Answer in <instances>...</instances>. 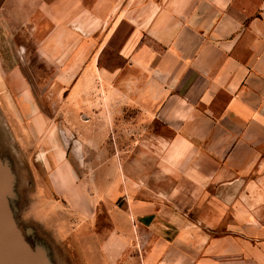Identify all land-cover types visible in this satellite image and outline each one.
Instances as JSON below:
<instances>
[{
    "label": "crops",
    "instance_id": "0c3cea01",
    "mask_svg": "<svg viewBox=\"0 0 264 264\" xmlns=\"http://www.w3.org/2000/svg\"><path fill=\"white\" fill-rule=\"evenodd\" d=\"M107 4L119 10L102 68L108 83L136 76L126 99L136 108L130 127L90 108L98 63L95 55L87 66L80 61L79 29L64 22L79 20L78 6L65 17L63 0H0V68L19 67L16 52L34 51L50 63L60 53L56 68L76 70L54 82L76 81L73 125L39 147L50 194L89 230L76 241L79 259L264 264V0ZM9 14L17 15L10 26ZM26 23V32H10ZM31 35L41 39H4ZM121 129L135 132V152L115 158L106 145L123 144Z\"/></svg>",
    "mask_w": 264,
    "mask_h": 264
},
{
    "label": "rangeland",
    "instance_id": "374dc122",
    "mask_svg": "<svg viewBox=\"0 0 264 264\" xmlns=\"http://www.w3.org/2000/svg\"><path fill=\"white\" fill-rule=\"evenodd\" d=\"M77 6L79 20L64 22L65 29H73L75 32L76 28L79 29L75 40H78L80 61L86 60L87 66V61H92L95 55L94 59L98 63L95 89L92 91L95 94V107L90 108H95L98 112L105 109L106 117L111 114V119L107 117V121L111 120L112 124L120 125L121 121L123 125L131 123L129 127L133 126L136 108L126 99L127 95L136 91V76L129 77L128 74L126 79L123 75L108 83L107 69L102 68L107 67V37L118 19L119 6H110L107 0H63L65 17L66 14L77 12ZM9 15L4 22L10 26L14 23L11 19L17 15ZM30 27L26 23L21 29L23 31H15L17 28H14L10 32H26ZM35 37L41 39V36L34 35L4 39L8 42L11 40L13 44H23V41L27 43L31 39V44L35 45ZM65 40L70 42L71 38L67 37ZM2 55L11 56L7 52ZM58 55L55 59L58 62L50 63L41 52H16L19 67L0 68V165L5 178L9 212L31 251L34 254L41 252L44 264H88L87 260L79 259L80 245L76 241L84 240L89 230H81L83 223L77 218L75 220L74 216L63 213L64 207L47 189L45 172L40 165V144L55 136L61 138L62 132L68 131L67 123L73 125L72 112L78 103L73 95L77 93L78 86L74 84L76 81L64 85L54 83L60 77H72L76 73V70L56 68L61 66V54ZM27 57L31 61V67L26 63ZM87 71L81 68L79 77L85 76ZM84 89L87 92V88ZM121 109L123 113L120 112ZM119 129L117 127L115 130ZM121 130L117 136H122L123 144L108 143L107 155L118 158L122 151L133 156L136 134L131 129L126 133L125 129ZM83 155L89 156L88 151ZM104 216V213H99L96 222L101 231L106 225ZM73 239L76 244H72Z\"/></svg>",
    "mask_w": 264,
    "mask_h": 264
},
{
    "label": "water",
    "instance_id": "95a60500",
    "mask_svg": "<svg viewBox=\"0 0 264 264\" xmlns=\"http://www.w3.org/2000/svg\"><path fill=\"white\" fill-rule=\"evenodd\" d=\"M6 194L0 165V264H44L43 254H34L17 229L8 209Z\"/></svg>",
    "mask_w": 264,
    "mask_h": 264
}]
</instances>
